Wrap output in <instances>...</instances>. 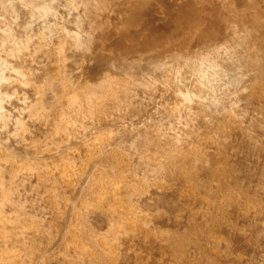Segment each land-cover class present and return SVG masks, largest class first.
Wrapping results in <instances>:
<instances>
[{
	"label": "bare ground",
	"instance_id": "obj_1",
	"mask_svg": "<svg viewBox=\"0 0 264 264\" xmlns=\"http://www.w3.org/2000/svg\"><path fill=\"white\" fill-rule=\"evenodd\" d=\"M0 264H264V0H0Z\"/></svg>",
	"mask_w": 264,
	"mask_h": 264
},
{
	"label": "rangeland",
	"instance_id": "obj_2",
	"mask_svg": "<svg viewBox=\"0 0 264 264\" xmlns=\"http://www.w3.org/2000/svg\"><path fill=\"white\" fill-rule=\"evenodd\" d=\"M12 60L15 61V62H22L23 64V68L24 69H31L32 70V74H39L40 73V69L39 67L35 66L34 64H32L31 62H28L27 60H23V59H20L18 60L17 58H13L12 57ZM29 67V68H28ZM38 69V70H37ZM4 88L8 91H11L13 90L14 88H17L18 89V94L22 95L24 92H26V94H30V90L28 87L26 86H23V85H20V84H17L15 82L13 83H10L9 85H5ZM245 92H241V95L242 96H245ZM171 95V90H167L164 95H163V98L164 99H167L169 96ZM11 102H16V99L15 98H11V101H6L5 102V105L6 106H11ZM160 109V105H153L151 106L149 109H148V112H147V115H152L154 114L157 110ZM146 115V116H147ZM45 127L43 126H40L39 124H37L36 122H33L32 124V130L34 132H39L40 130L44 129ZM251 165L252 166H256V167H259V162L258 160L255 158V157H252L251 158ZM245 252L246 254L243 256L244 258H248L249 254L252 252V249L249 248V247H246L245 248Z\"/></svg>",
	"mask_w": 264,
	"mask_h": 264
}]
</instances>
